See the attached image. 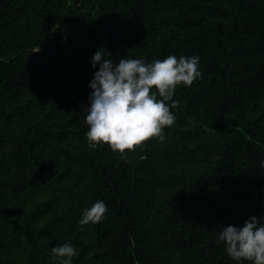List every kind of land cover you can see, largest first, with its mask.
<instances>
[{
	"label": "trees",
	"instance_id": "1",
	"mask_svg": "<svg viewBox=\"0 0 264 264\" xmlns=\"http://www.w3.org/2000/svg\"><path fill=\"white\" fill-rule=\"evenodd\" d=\"M99 48L115 63L199 58L162 139L88 147ZM261 161L264 0H0V264H63L65 243L71 264H254L217 239L264 223ZM97 201L104 218L81 225Z\"/></svg>",
	"mask_w": 264,
	"mask_h": 264
},
{
	"label": "clouds",
	"instance_id": "2",
	"mask_svg": "<svg viewBox=\"0 0 264 264\" xmlns=\"http://www.w3.org/2000/svg\"><path fill=\"white\" fill-rule=\"evenodd\" d=\"M109 57V58H105ZM199 58L175 56L154 60L151 64L140 59H121L119 63L105 56L100 48L92 56L93 68L98 71L90 81L92 89L86 106L85 122L89 125L86 133L89 148L106 144L113 152L134 151L153 137H162V129L175 123L171 108H178L172 99L177 85L190 86L202 76L197 71ZM155 88L159 97L151 90ZM260 167L264 169V161ZM107 211L103 201H97L85 209L81 225L99 223ZM223 243L227 254L235 261H249L264 264V223L257 216H251L242 228L224 226L219 233L217 244ZM75 255L69 244L52 248L53 258H66L63 264H71Z\"/></svg>",
	"mask_w": 264,
	"mask_h": 264
},
{
	"label": "rangeland",
	"instance_id": "3",
	"mask_svg": "<svg viewBox=\"0 0 264 264\" xmlns=\"http://www.w3.org/2000/svg\"><path fill=\"white\" fill-rule=\"evenodd\" d=\"M44 69L45 73L43 76L50 82L54 81V78L52 76L53 72L60 73L62 71L56 56H53L49 63L44 64Z\"/></svg>",
	"mask_w": 264,
	"mask_h": 264
}]
</instances>
